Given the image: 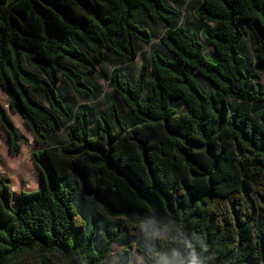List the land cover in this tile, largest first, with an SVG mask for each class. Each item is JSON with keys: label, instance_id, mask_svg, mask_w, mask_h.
<instances>
[{"label": "trees", "instance_id": "1", "mask_svg": "<svg viewBox=\"0 0 264 264\" xmlns=\"http://www.w3.org/2000/svg\"><path fill=\"white\" fill-rule=\"evenodd\" d=\"M182 7L0 0V89L42 147L30 158L44 181L20 191L15 210L0 177V264H102L121 229L101 244L99 227L76 208L80 189L109 218L125 219L130 237L141 220L167 226L175 239H158L157 252L194 254L200 264H264V89L247 74L264 76V0H202L195 16L215 28L201 34L180 25ZM148 21L167 27L164 50L132 81L107 61L136 59L138 45L153 40ZM98 68L115 91L107 111L74 113L62 83L93 99L86 73ZM0 125L17 156L22 141L1 102ZM63 130L66 138L50 144L48 135ZM133 248L118 264H130ZM142 253L157 264L156 253Z\"/></svg>", "mask_w": 264, "mask_h": 264}, {"label": "rangeland", "instance_id": "2", "mask_svg": "<svg viewBox=\"0 0 264 264\" xmlns=\"http://www.w3.org/2000/svg\"><path fill=\"white\" fill-rule=\"evenodd\" d=\"M202 0H180V5L183 6L181 8V19L179 23L181 26H185L190 28L191 30L196 31L198 34H201L207 27H210L213 30L215 27L213 25H208L206 22L198 19L195 16V10L198 8ZM146 28H150V32L152 34L153 40L149 45H141L138 46L139 55L136 59L130 58H118L115 56H110L109 61H107L110 69L115 67H119L121 72L124 74L126 78L129 80L135 81L140 73L141 65L143 63H150L151 54L158 48H162L161 37L165 31H167V27L165 24H161L164 26L154 25L152 22ZM144 26V27H145ZM207 45V43L204 41ZM244 50L247 51L250 55L251 59H254L253 54V41L246 37V40L243 44ZM164 50V49H163ZM210 52L213 51L212 47L208 49ZM100 67V66H99ZM149 76H152V72L149 71ZM247 74L252 78V86L260 89H264V76L256 74V72L247 71ZM86 80L90 81L92 86L95 88V97L93 99H86L82 96H78L73 93L71 86L67 82H63L61 85V93L62 96L67 100L70 105L72 111L75 113L80 107H90L91 112L99 113L105 112L108 109V101L112 96L115 95V91L113 90L110 77L104 72V70L98 68V73L96 75H89ZM151 92L150 83L145 90L143 101L147 100L148 94ZM113 98V97H112ZM0 102L5 107L8 115L11 117L12 121L15 124V127L20 135L22 145L20 153L17 156L12 157L9 154V141L7 134L2 129L0 125V177H5L7 183L10 185L11 190L14 192L13 194V208L15 210H19L18 203V193L20 191L32 192L37 191L41 186V182L38 184L39 186L34 187L35 183V173L32 171L34 165L31 162V154L40 150V146L35 142L31 132L24 124L23 120L18 114H14L9 108V100L7 96L0 89ZM92 121L94 118L92 116ZM65 130V129H64ZM62 131L60 134L51 133L48 135L50 144H53L56 141H62L66 138L65 131ZM111 262L109 264H113Z\"/></svg>", "mask_w": 264, "mask_h": 264}, {"label": "crops", "instance_id": "3", "mask_svg": "<svg viewBox=\"0 0 264 264\" xmlns=\"http://www.w3.org/2000/svg\"><path fill=\"white\" fill-rule=\"evenodd\" d=\"M40 148L42 147L40 146ZM32 171L35 173L34 187L39 186L38 184L41 182V186L38 188L41 189L44 186L43 178L35 167H33ZM75 205L77 210L87 218L91 227H99L98 241L101 244L104 239L110 237L117 229H121L111 246L107 258L102 264H109L111 262H114L113 264H118L121 255L128 245L134 246L131 252L130 264H147L142 250H146L150 254L157 253L158 239L148 240L141 231L136 237L128 236L124 230L126 220L123 218H109L105 214L103 206L92 196L87 195L82 189L76 193ZM157 224L163 227L159 223Z\"/></svg>", "mask_w": 264, "mask_h": 264}, {"label": "clouds", "instance_id": "4", "mask_svg": "<svg viewBox=\"0 0 264 264\" xmlns=\"http://www.w3.org/2000/svg\"><path fill=\"white\" fill-rule=\"evenodd\" d=\"M139 228L148 240L175 239L171 237L170 230L167 226H159L154 219L141 220L139 222ZM156 260L157 264H200V261L194 254L188 259L180 258V253L176 249H172L171 256L157 252Z\"/></svg>", "mask_w": 264, "mask_h": 264}, {"label": "water", "instance_id": "5", "mask_svg": "<svg viewBox=\"0 0 264 264\" xmlns=\"http://www.w3.org/2000/svg\"><path fill=\"white\" fill-rule=\"evenodd\" d=\"M9 108L12 111V104L9 102Z\"/></svg>", "mask_w": 264, "mask_h": 264}]
</instances>
